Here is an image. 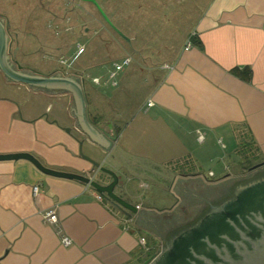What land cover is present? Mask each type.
<instances>
[{
  "label": "crops",
  "instance_id": "0c3cea01",
  "mask_svg": "<svg viewBox=\"0 0 264 264\" xmlns=\"http://www.w3.org/2000/svg\"><path fill=\"white\" fill-rule=\"evenodd\" d=\"M7 1V6L0 5V19L12 61L26 73L78 80L85 121L111 144L106 148L83 129L72 90L32 86L0 72V153L29 152L46 166L108 183L111 177L82 158L81 149L117 174L115 192L137 211L127 215L90 186L44 174L26 159L0 160V264H144L162 247L159 236L179 220L174 216L180 208L189 207L188 220L196 212L195 183L212 186L236 165L241 129L246 142L257 148L253 157L264 160V0H207L191 34L174 51L164 53L152 50L158 42L169 47L159 40L164 29L160 31L158 10L165 2L172 13L180 0H97L125 36L119 38L110 26L108 52L119 58L115 63L130 57L117 74L122 88L112 93L106 91L110 82L105 75L95 71L94 66L107 63L92 41H86L77 56L87 48L91 72L54 67L44 74L21 62L18 53L36 40L41 44L48 33L37 20L16 22V28L24 27L19 38L5 16L7 7L50 13L64 34L57 43L47 41L57 49L53 57L70 55L74 46L63 40L75 24L71 27L72 13H66L68 19L58 15V0H23L21 6L22 0ZM142 1L150 7L145 14ZM39 28L42 37L28 34ZM191 35L196 43L191 41L185 49ZM153 53L160 56L156 62ZM87 80L94 87L87 86ZM223 137L231 153L224 162L223 154L213 153L212 147L215 138ZM145 201L161 203L165 212L153 210L155 205L149 203L145 207ZM50 209L56 211L58 225L45 221ZM63 235L71 239L67 246L61 242Z\"/></svg>",
  "mask_w": 264,
  "mask_h": 264
},
{
  "label": "water",
  "instance_id": "95a60500",
  "mask_svg": "<svg viewBox=\"0 0 264 264\" xmlns=\"http://www.w3.org/2000/svg\"><path fill=\"white\" fill-rule=\"evenodd\" d=\"M85 1L99 7L95 0ZM101 13L110 26L120 36L125 37L105 13ZM9 53V37L0 19V72L8 79L32 86H60L72 90L78 108L79 123L95 141L109 148L111 142L85 121V103L78 80L71 76L44 77L23 72L17 62L12 61ZM65 130L70 131L69 128ZM79 155L101 172L108 174L111 180L102 183L84 173L54 169L29 152L0 153V160L26 159L44 174L90 186L127 215L137 211L134 204L115 192L118 176L113 170L100 165L81 149ZM252 169L255 170L223 179V190L222 183H217L208 195L200 199L197 211L186 224L172 221L159 236L162 247L144 264H264V160L253 164L248 170ZM218 202L220 203L215 205Z\"/></svg>",
  "mask_w": 264,
  "mask_h": 264
},
{
  "label": "rangeland",
  "instance_id": "374dc122",
  "mask_svg": "<svg viewBox=\"0 0 264 264\" xmlns=\"http://www.w3.org/2000/svg\"><path fill=\"white\" fill-rule=\"evenodd\" d=\"M95 1L97 2V0ZM22 2L23 0L19 1V6H21ZM206 2L207 0H180L178 4V8H176L175 6L172 13H170V11L166 9L165 7L166 3L164 2V6L160 8L161 10H158L161 13L159 23L163 24L162 29L160 31H163L164 29V31L160 34L161 39L159 40L161 41L163 39L166 40L169 47L165 48L163 45L161 46L159 44L160 42H158L156 46L152 49L153 52L162 51L164 53L165 51H168V52L174 51L176 47L180 45L191 34L193 26L196 20L198 19L199 14L205 7ZM8 3L9 2L7 0H0V5L4 4L7 6ZM141 4L143 6V7L141 6V9H140L141 13L145 14L146 11L147 12L150 11L149 10L150 7H147V4L144 1H142ZM56 5H57L55 6L56 10L59 12L58 15H60L63 19L64 18L68 19L69 16H67L66 13H72L73 18L71 22V27H72V24L77 25V27L75 25L72 27L73 29H71V31L67 33L68 37L66 36L65 39L63 40V42L67 44L68 47L73 45L75 48L73 47V49L69 53L70 55L63 54L60 57H53L52 55L55 53H51V52H57V49L50 48L49 46L46 45L47 41L54 44V43L59 42L61 38L64 36V34L60 33V29L58 28L57 24L53 23V17L50 15V13L44 12L43 14V12H40V11H38V13H33V11H28L27 7L25 8V10L14 8V7H7V10H5L6 12L5 16L8 20L11 21V23L13 22L12 25L14 23L16 24V22H20L23 24V23H26L28 20H30V22L32 20L33 21L37 20L35 21V23H37L40 28L41 26H45L46 31L48 33V37L46 39L45 38L41 39L42 41L41 44L38 43V41L36 40L35 45H33V47L31 46V43H30L28 45L29 47L28 50H23V52L18 53V58L20 59V61L28 64L29 67L32 68L35 72L44 73V74L45 72L50 71V69L54 67H57L60 70H63L65 72L78 71L84 67V68H90L89 72H91L93 68L92 63L89 66L86 65L87 64L86 61H88L87 60L88 58H85L88 56L86 52L87 48H86V51L83 54H81L77 59H75L73 62L72 61L69 63L60 62L61 58L66 59V61L71 60V58L73 57L72 55L73 52L76 49H78L80 46H83V48H85L84 44L86 43V41L89 40L88 43L92 41L94 42L95 45H97V47H99L97 48V53L99 54V56H102V58L104 59V62L107 63V64L102 63L99 67L94 66L96 73L99 76L105 75L106 77L105 80L110 82L109 85L107 86L110 90H106V91L108 93H112L122 88V81L119 82L118 77H117L118 76L117 74L120 72L119 70L116 71L114 77H110L111 72L114 71V64L116 60H119V58H117L116 56H112L108 52V48L112 45L111 44L112 38L110 37L112 30H111L110 24L106 21V19L101 13V11H103L108 18V15L106 14L105 10L100 6V4H98L99 7L97 8L96 5H94L92 2L85 1V0H58ZM159 15L160 14L158 13V16ZM98 22H100V24L102 25V28L104 27L106 30H102L101 28H99ZM15 24L14 26H12L13 31L15 32V34L17 33L19 38H21L23 36L24 27L18 26L16 28ZM40 28L39 30H37V33L35 30V32L32 31L28 34H30L31 36L32 34L39 35L40 32L38 33V31H40ZM87 28H89V31L85 32V29ZM30 30H34V29L32 28ZM42 34H40L41 37H42ZM117 35L119 34L117 33ZM120 37L121 36L119 35V38ZM48 38L50 39L48 40ZM152 55L155 56L153 59L154 60L153 62H156L157 60H159L160 56H158V53L157 54L153 53ZM103 80L104 79H101V81ZM113 81H116L115 85H111ZM86 85L87 86L90 85L88 80L86 82ZM89 87H94V86L90 85ZM238 135L239 136H238L237 144L239 148L237 152L235 153V158L237 162L236 165H234L227 174H224L222 177L218 178L215 181L214 185L212 186L207 185V187H204V186L199 185L198 183H195V186H194L195 207L197 209L199 206L200 199L203 196L208 195L209 191L215 186V184H217L218 180L222 178L227 179L235 175L249 173L247 170L253 164L260 162L259 159L254 158L257 155V148L253 146L252 143H249L248 148L245 146L244 143L246 142V137H247L245 132L243 133V130L241 129V132H239ZM233 138L234 137H232V139ZM191 146L195 147V149L198 148V144L196 143H193V145ZM212 147L215 148V151L213 153L217 152L219 153L218 155L223 154V162L225 161V159L229 157V155H231V153H229L230 144L228 143V140L224 137L218 141L215 138L214 142L212 143ZM226 154H229V155L226 156ZM216 163L217 161L213 160L211 162V167L215 168ZM202 167H203L202 170L207 169L205 166H202ZM255 169H252L251 171ZM151 188L152 186L149 187L148 191H150ZM160 192L161 191H154L153 194H157ZM148 203L151 205H155L152 208L153 210H156L159 213L165 212V209H163V207L160 205L161 203L145 201L144 203L145 207L148 206ZM188 208L189 207H186L185 209L184 207L180 208L178 212L179 214H176L174 216V219L175 217L179 219L177 220V223L186 224L189 221L188 214H186V211L188 210ZM146 238L148 239V236H146Z\"/></svg>",
  "mask_w": 264,
  "mask_h": 264
},
{
  "label": "built area",
  "instance_id": "2783aa9c",
  "mask_svg": "<svg viewBox=\"0 0 264 264\" xmlns=\"http://www.w3.org/2000/svg\"><path fill=\"white\" fill-rule=\"evenodd\" d=\"M191 45H192V42H191V39L189 38V39H187V41H186V43H185V49L189 48ZM83 50H84V48H83L82 46H80V47L78 48L77 54L72 58V62L77 58V56H78L80 53L83 52ZM60 61H61L62 63L67 62L66 59H64V58H61ZM129 61H130V57H124L121 63H115V65H114V66H115V70L110 74V77H114V76H115V72H116L117 70L122 69V67H123L124 65L128 64ZM165 66L169 67L167 64H166ZM93 81H94V82H99V79H98V78H93ZM112 83H113V84H116V81H113ZM151 104H152V101L149 100V101L147 102V105L149 106V105H151ZM200 137H201V136H200ZM210 174L212 175V172H210ZM36 188H37V187H34V188H33V192L36 191ZM98 197L101 198L100 195H98ZM44 219H45L46 222H48V223H50V224H53V225H58V223H59L58 215H57V213H56V211H55L54 209H50V210H48V211L44 214ZM61 242H62L63 245L67 246V245H69V244L71 243V239H70L67 235H63V236L61 237Z\"/></svg>",
  "mask_w": 264,
  "mask_h": 264
},
{
  "label": "flooded vegetation",
  "instance_id": "af4514ba",
  "mask_svg": "<svg viewBox=\"0 0 264 264\" xmlns=\"http://www.w3.org/2000/svg\"><path fill=\"white\" fill-rule=\"evenodd\" d=\"M247 171L250 172L251 170H247ZM217 183H218V184H221V183H222L221 185H222V190H223V178L220 179V180H218ZM232 195H233V193H232L229 197H231ZM229 197H228V198H229ZM226 199H227V198H226ZM224 200H225V199H224ZM222 201H223V200H222ZM222 201H221V202H222ZM219 203H220V202L215 203V205H216V204H219ZM168 237H169V236H168ZM168 237H166V239H167Z\"/></svg>",
  "mask_w": 264,
  "mask_h": 264
},
{
  "label": "trees",
  "instance_id": "16d2710c",
  "mask_svg": "<svg viewBox=\"0 0 264 264\" xmlns=\"http://www.w3.org/2000/svg\"><path fill=\"white\" fill-rule=\"evenodd\" d=\"M190 39H191L192 42H195V43H196V40H195L194 35H191ZM244 144H245V146L248 148L249 143L245 142ZM253 146H254V145H253ZM238 153H239V152H238ZM240 153H241V152H240Z\"/></svg>",
  "mask_w": 264,
  "mask_h": 264
}]
</instances>
